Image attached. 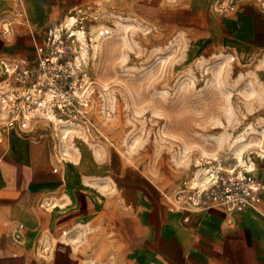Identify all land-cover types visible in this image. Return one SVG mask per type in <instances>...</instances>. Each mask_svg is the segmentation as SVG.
<instances>
[{"label": "rangeland", "instance_id": "374dc122", "mask_svg": "<svg viewBox=\"0 0 264 264\" xmlns=\"http://www.w3.org/2000/svg\"><path fill=\"white\" fill-rule=\"evenodd\" d=\"M224 2L57 0L58 22L80 10L73 29L84 32L79 40L88 79L77 89L90 92L92 125L47 126L44 133L61 176L65 166L79 165L82 205L109 213L105 204L120 202L116 187L139 184L140 176L145 192L168 209L183 182L201 183L211 172L264 177V55L241 56L196 41L209 13H233L234 7L223 11ZM84 155L95 172H82ZM65 190L43 209L72 208ZM60 231L70 240L71 228ZM53 236L36 248V262L56 249ZM88 264L105 262L99 256Z\"/></svg>", "mask_w": 264, "mask_h": 264}, {"label": "crops", "instance_id": "0c3cea01", "mask_svg": "<svg viewBox=\"0 0 264 264\" xmlns=\"http://www.w3.org/2000/svg\"><path fill=\"white\" fill-rule=\"evenodd\" d=\"M233 7L229 16L209 13L205 27L196 29V41L259 58L264 55V0H236ZM59 14L57 0H0V27L13 23L8 38L0 33V63L35 62L34 47ZM5 128L0 124V264H88L99 256L105 264H264V201L258 210L176 211L145 192L137 176L139 184L116 187L120 202L105 204L109 213L99 208L97 213L94 204L78 202L83 193L79 165L61 167L64 176L56 170L44 126ZM82 159V172H95L88 156ZM63 189L73 207L43 209ZM70 228V240L63 239L60 230ZM51 235L56 249L36 262V248L49 243Z\"/></svg>", "mask_w": 264, "mask_h": 264}, {"label": "built area", "instance_id": "2783aa9c", "mask_svg": "<svg viewBox=\"0 0 264 264\" xmlns=\"http://www.w3.org/2000/svg\"><path fill=\"white\" fill-rule=\"evenodd\" d=\"M223 11H231L232 0H225ZM75 11V10H74ZM49 25L43 40L34 47L35 62L19 58L0 63V124L2 127L58 128L81 122L91 126L90 92L79 93L80 80L88 75L82 69L85 59L80 39L83 31L73 29L78 14ZM21 18V12H16ZM12 22H3L0 33L8 38ZM79 126V125H78ZM1 142V135H0ZM250 171H214L201 183L183 182L169 204L171 210H208L213 206L229 212L258 210L264 201V180Z\"/></svg>", "mask_w": 264, "mask_h": 264}, {"label": "bare ground", "instance_id": "6f19581e", "mask_svg": "<svg viewBox=\"0 0 264 264\" xmlns=\"http://www.w3.org/2000/svg\"><path fill=\"white\" fill-rule=\"evenodd\" d=\"M15 127H16L15 125L11 127L10 124H7L5 130H6V129H8V130H9V129H14ZM20 130H21V129H20ZM195 179H197L198 181H202L203 178H195Z\"/></svg>", "mask_w": 264, "mask_h": 264}]
</instances>
